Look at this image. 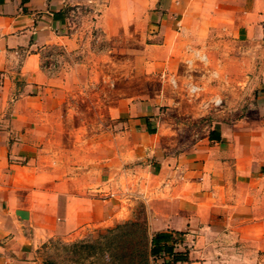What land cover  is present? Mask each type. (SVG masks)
I'll list each match as a JSON object with an SVG mask.
<instances>
[{
	"label": "crops",
	"instance_id": "crops-1",
	"mask_svg": "<svg viewBox=\"0 0 264 264\" xmlns=\"http://www.w3.org/2000/svg\"><path fill=\"white\" fill-rule=\"evenodd\" d=\"M123 189L176 264H264V0H0V264L133 219Z\"/></svg>",
	"mask_w": 264,
	"mask_h": 264
},
{
	"label": "rangeland",
	"instance_id": "rangeland-1",
	"mask_svg": "<svg viewBox=\"0 0 264 264\" xmlns=\"http://www.w3.org/2000/svg\"><path fill=\"white\" fill-rule=\"evenodd\" d=\"M74 10L77 13V17L75 16V19L73 21V25L72 24L71 25H72V32L75 34V36L77 38V42L79 43V45L77 46V49H76L77 52L74 55V57H75L74 59H77L76 57H81V25H82L81 14L86 16L90 13H93L94 8H92L91 6L79 4V5L74 6ZM84 29H85V27H84ZM89 29L92 32V34L96 33L94 30V27H92V25ZM100 43H101V41H99L97 44L100 45ZM97 44H95L96 45V47H95L94 43L88 42L85 47H86V49L91 51L92 49H95V48L101 46V45L98 46ZM55 55H56V59L53 58L54 59V62L52 64L53 66H56V64L58 63V61H60V59L62 57V55L59 53H57ZM49 60H50V58L47 55V57H45V65H47L48 67L51 64ZM194 87L196 88V90L193 92L192 89ZM198 89H199V87L196 85H189L188 86L189 96H191V97L196 96L198 94ZM76 97L77 96L74 97L75 99L71 98L70 105L68 104L69 110L70 109L73 110V108H75V109L80 110V113H81V100H80L81 93H80L79 99ZM218 100L219 99L217 97L213 98V103L215 106H219L221 104V102L216 104V102ZM104 120L105 119H103V124L106 123ZM71 123H72V121H71ZM75 123L76 124L79 123L78 120H75ZM119 190H121L120 187H119ZM120 192L121 191H119V193ZM125 192H127V191H125V189H123V191L121 192V196H119L121 198H119V199L122 200V202L125 201V198H126V200L130 199L133 201V204H132L133 205V212H134L133 219H129L127 221L121 222L117 225H122L121 227H123L122 230H120V232H122L125 229L126 230L128 229L131 233H133L132 234L133 239H139L141 236V230L145 227V222L143 219V210H144L143 203H142L141 199L138 197H135V196L129 197L130 195L126 196ZM119 199H118V201H120ZM127 223H133V226H131L129 224L126 225ZM123 225H125V226H123ZM115 226H113V227H115ZM113 227L105 228V229L104 228L87 227V234L82 238L79 237V238H74V239L73 238H71V239H66V238H64V239H62V238L48 239L47 241L42 243L39 246V248L37 249V253L40 257L41 263L42 264H100V258H99L100 257L99 256L100 251H97L96 253L93 252L94 254L90 255L88 257H84V255L82 254L81 258H80L79 255L77 256L76 253L73 252V248L70 246V244L75 243V242H79L81 240H86V239L87 240L97 239V238L101 237L102 235H104L109 229H111Z\"/></svg>",
	"mask_w": 264,
	"mask_h": 264
},
{
	"label": "trees",
	"instance_id": "trees-1",
	"mask_svg": "<svg viewBox=\"0 0 264 264\" xmlns=\"http://www.w3.org/2000/svg\"><path fill=\"white\" fill-rule=\"evenodd\" d=\"M128 224L133 226V223ZM121 226L116 225L97 239L81 240L70 246L80 258L82 254L88 257L100 251V264H155L157 257H166L163 264L184 260L183 253L174 251L176 239L170 233L157 232L149 237L145 225L140 238L133 239L128 229L120 232Z\"/></svg>",
	"mask_w": 264,
	"mask_h": 264
},
{
	"label": "built area",
	"instance_id": "built-area-1",
	"mask_svg": "<svg viewBox=\"0 0 264 264\" xmlns=\"http://www.w3.org/2000/svg\"><path fill=\"white\" fill-rule=\"evenodd\" d=\"M92 37H93V40L96 42V41H98V39H99V35L98 34H96V33H94L93 35H92ZM196 90V88L194 87L193 89H192V91L194 92ZM218 103H220V101L218 100L217 102H216V104H218ZM156 264H163V262H157Z\"/></svg>",
	"mask_w": 264,
	"mask_h": 264
}]
</instances>
